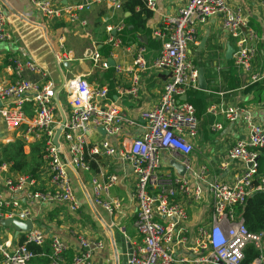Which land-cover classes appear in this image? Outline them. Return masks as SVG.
Listing matches in <instances>:
<instances>
[{
    "label": "built area",
    "instance_id": "obj_1",
    "mask_svg": "<svg viewBox=\"0 0 264 264\" xmlns=\"http://www.w3.org/2000/svg\"><path fill=\"white\" fill-rule=\"evenodd\" d=\"M37 11L41 25L80 23L81 16L95 4H108L117 9L123 0H27ZM154 9V1L146 0ZM264 8V0H260ZM218 16L222 31L233 41L232 61L246 77L244 86L264 80V70L256 66L258 46L264 35L250 24V19L238 5L227 0H183L172 15L165 16L152 34L159 42L156 58L145 59L144 44L126 45L132 52L130 86L115 83L120 95L138 100L140 74L148 68L166 70L158 101L130 116L119 108L109 93L108 84H91L87 74L63 78L59 87L68 100L62 115L54 101L58 83L50 72L30 59L29 52L11 59L13 81L0 73V121L5 140L15 135L24 145L40 143L46 162L47 182L40 184L35 176L17 173L9 163L0 166V219L30 220L31 228L15 234L13 227L0 228V264H32L39 257L45 264H95L93 255L104 248L100 239L78 234L76 248L66 257L69 246L56 234L40 225L34 204L51 207L66 206L76 212L79 205L74 195L72 171L88 172L99 157L117 156L127 164L133 177L132 195L136 212L129 226L136 232L128 234L127 224L119 223L116 230L131 244L127 264H264V230L249 231L244 217L237 212L246 198L255 191H264V177L257 176V160L264 146V113L254 120L242 104L220 105L219 112L228 122L242 119L247 136L236 139L225 149V159L240 166L231 181H223L205 165L194 167L190 159L192 139L199 130V118L194 106L182 97L198 90V66L191 57V46L199 44L198 27L209 18ZM123 23L106 26L105 43L111 49L102 57L95 46L87 47L83 57L102 71L114 59L113 50L124 45L121 41ZM13 41L4 5L0 0V45ZM62 48V42H58ZM60 54H56L59 57ZM62 57V56H61ZM35 72L39 80L24 78L22 71ZM115 72L121 70L118 66ZM214 108V107H212ZM211 108V110H212ZM141 122L140 130H134ZM103 130V134L99 132ZM213 128L220 129L216 123ZM60 129L57 143L53 136ZM139 129V128H138ZM10 142V141H8ZM166 155L185 169L179 175L171 167L168 174L158 176ZM118 176L90 178L91 202L109 214L121 212V199L110 193ZM257 182V183H254ZM151 187L154 189L152 191ZM177 197L195 205L207 204L199 222L189 224L187 209ZM33 244L41 248L34 252ZM258 250L257 256L246 260V250ZM44 264V263H43Z\"/></svg>",
    "mask_w": 264,
    "mask_h": 264
},
{
    "label": "crops",
    "instance_id": "obj_2",
    "mask_svg": "<svg viewBox=\"0 0 264 264\" xmlns=\"http://www.w3.org/2000/svg\"><path fill=\"white\" fill-rule=\"evenodd\" d=\"M1 1L13 34V41L0 45L1 75L7 81H13L14 75L10 68L11 59L16 57V54L23 55L24 52H29L30 59L42 68L47 69L55 78L58 83L57 88L61 84L62 77L67 78L78 74L89 76L96 69L88 58L83 57V52L88 46L84 48L80 46L81 38L85 36L89 40V44L99 48L106 37V26L122 22L123 16L126 15V13L123 14L120 11V6L114 9L108 4H95L81 15L86 21V25L58 22L53 26L56 34H58L56 35L57 44L54 46L52 44L54 41L51 36L52 33L49 32L47 27L38 22L40 20L39 15L31 3L27 0ZM59 1L64 2V0ZM153 1L154 9L151 10V15L146 21L147 36L142 37L144 41H148L145 44L146 52L144 54L147 63L156 58L159 50V42L152 34L155 26L165 16L174 14L177 7L183 2V0ZM227 1L232 5L240 6L249 19L259 26L258 33L261 36L264 35V8L261 6L260 0ZM197 33L199 44L191 46V57L198 66V70L203 71L206 89L200 90L198 88L202 92L201 99L192 96V92H190L193 97V106L200 121L198 134L195 139L191 140L193 150L190 159L194 167L205 165L217 178L219 177L223 181H231L240 169L239 164L230 162L226 168L222 169L219 164L225 159L227 146L236 139L246 137L247 131L241 118L235 122H228L224 114L219 112L218 107L220 105L242 104L250 110L254 120H260L264 113V96L262 98L257 96H262L261 89L264 87V80L260 81L259 84L256 83L255 87L250 88L251 86H244L246 77L236 68L233 75H230L225 59V51L228 44L233 46V41L222 31L218 16L209 18L199 26ZM60 41L63 44L62 48L58 45ZM131 50L126 45L113 50L115 55L111 61L114 62V66H112L114 81H112L110 88L113 91V94L111 93L113 95L112 99L116 105L134 117L137 116L140 109L156 104L162 85L168 75L166 70L148 68L140 74L138 100L131 99L127 95L118 94L115 89L116 81L123 86H130L131 74L125 69L132 62ZM60 53L62 55L57 57L56 54ZM258 54L261 56L260 58L257 57L258 62L256 60V64L258 63L259 68L264 70L262 47L258 46ZM116 66L121 69L119 72H115L114 68ZM22 76L34 81L39 80L37 73L29 72L26 69L22 71ZM56 98L66 109L69 108L63 90L56 91ZM216 123L221 125L220 129L213 128ZM140 128L141 122L134 130H140ZM5 135L6 132L0 121V136L4 138ZM23 149L29 155L30 146L24 145ZM171 161L173 160L164 155L158 176L168 174L172 167L170 165ZM15 172L21 173L16 170ZM111 173L117 174L118 181L112 186L110 193L121 199V212L113 214H109L101 207L92 205V190L89 183L90 178L95 175L105 177ZM35 177L40 184H46L47 173L44 159L40 162ZM132 181L133 177L130 174L129 167L117 156L99 157L96 167L91 168L90 171L79 173L72 171V185L79 205L78 211L70 212L63 205L51 207L47 204L35 203L34 213L48 235L56 234L67 242L69 249L66 257H69L71 250L76 248L78 234H83L90 239H100L104 242V248L96 251L93 255L95 264H127V261H125V243L116 230V225L119 223L127 224L128 234L131 237L136 236V232L129 226V221L136 212V203L132 195ZM151 189L154 191L152 187ZM177 201L187 209L189 224L199 222L207 211L206 203L195 205L179 197H177ZM32 264L43 263L34 259Z\"/></svg>",
    "mask_w": 264,
    "mask_h": 264
},
{
    "label": "trees",
    "instance_id": "obj_3",
    "mask_svg": "<svg viewBox=\"0 0 264 264\" xmlns=\"http://www.w3.org/2000/svg\"><path fill=\"white\" fill-rule=\"evenodd\" d=\"M120 11L126 15L123 16L122 23L124 25L121 31L120 37L124 45L130 44H147L148 41H144L143 36H147L146 21L151 15V10L146 6L144 0H123L120 3ZM250 24L257 29L259 32V26L255 24L253 20L250 19ZM105 40V38H104ZM102 41L100 47L98 48L102 57H107L109 55L111 47ZM262 47V44L259 45ZM228 65V70L230 75H233L235 66L233 65L232 59L226 60ZM92 79L89 78L91 84L102 85L106 82L109 87L110 95L113 94L112 85L113 78V67L110 66L106 70H98ZM259 84V82H257ZM255 84V85H254ZM248 87L253 88L256 86L254 83ZM262 96H257L262 98L264 96V87L261 89ZM112 93V94H111ZM202 92L196 90L192 92V96L201 99L200 96ZM113 96V95H112ZM187 94V100L193 105V97ZM260 155L257 160V176L258 178L264 177V146L259 150ZM29 157L30 159L28 160ZM43 160L42 147L40 143H34L30 145L29 155L24 152L23 143L18 139L14 141L7 142L5 144H0V166L3 163H9L11 169L20 171L23 174H29L35 176V172L38 169L40 162ZM96 167V164H92L91 168ZM257 183V182H254ZM237 212L244 217V223L246 228L251 232H259L264 230V191H255L249 195L244 204L237 208ZM28 248L32 249L34 252H39L41 248L36 245L29 244ZM258 250L248 247L246 250V260L250 261L252 258L257 256ZM38 262L45 263L44 260L37 257L35 258Z\"/></svg>",
    "mask_w": 264,
    "mask_h": 264
},
{
    "label": "water",
    "instance_id": "obj_4",
    "mask_svg": "<svg viewBox=\"0 0 264 264\" xmlns=\"http://www.w3.org/2000/svg\"><path fill=\"white\" fill-rule=\"evenodd\" d=\"M232 53H233V46L228 44L227 45V48H226V51H225V59L226 60H230L232 58ZM109 65L110 66H114V62H112L110 60L109 62ZM63 81V80H62ZM198 88L200 90H205L206 89V85H205V82H204V76H203V71L202 70H199L198 71ZM61 89V87H58L57 88V92ZM56 91H55V95H54V101L62 115V123L64 122V119H65V116L62 112V106L60 104V102L57 100L56 98ZM184 100L187 99L186 96L182 97ZM99 132H101L102 134L104 133L103 130L101 128L98 129ZM59 132H60V129H57V131L55 132L54 136H53V142L55 145H58L57 143V138H58V135H59ZM170 165L176 169L177 173L179 175H183L184 172H185V169L184 167L182 166V164H180L178 161H171L170 162ZM0 225L3 226V227H9V226H12L15 230V234H18L20 232H24V231H27L31 228L32 224H31V221L30 220H24V221H20L16 218H4V219H0ZM124 243H125V254H126V260L125 261H128V259L130 258V254L132 252V247H131V244L128 242V241H125L123 239Z\"/></svg>",
    "mask_w": 264,
    "mask_h": 264
},
{
    "label": "rangeland",
    "instance_id": "obj_5",
    "mask_svg": "<svg viewBox=\"0 0 264 264\" xmlns=\"http://www.w3.org/2000/svg\"><path fill=\"white\" fill-rule=\"evenodd\" d=\"M52 28V30H50V28H48V30H49V32L50 33H52L51 34V36H52V39H54V41L52 42V44L54 45V46H56V44H57V42H56V38H57V36L56 35H58V34H56V30H54L53 29V27H51ZM87 37V36H86ZM88 38V37H87ZM80 46H82L83 48L84 47H92V45L91 44H89V40L88 39H86L85 38V36H84V38H81V41H80ZM260 56L261 55H256V60H257V57L258 58H260ZM257 62H258V60H257ZM85 63H87V62H85ZM256 66L257 67H259V65H258V63L256 64ZM97 70L95 69V71H93L89 76H87L88 77V80H89V78L90 79H92V77L95 75V72H96ZM106 83V82H105ZM15 139H17V137L15 136V135H12V138L11 139H9V140H5L3 137H1L0 136V144H4V143H7L8 141H13V140H15ZM23 146H24V144H23ZM30 146V145H29ZM28 158V160L30 159L29 157H27ZM198 168V167H197Z\"/></svg>",
    "mask_w": 264,
    "mask_h": 264
},
{
    "label": "bare ground",
    "instance_id": "obj_6",
    "mask_svg": "<svg viewBox=\"0 0 264 264\" xmlns=\"http://www.w3.org/2000/svg\"><path fill=\"white\" fill-rule=\"evenodd\" d=\"M110 62V61H109ZM1 219H4V218H1ZM1 226V225H0ZM1 227H3V226H1ZM9 227H12V226H9ZM3 228H6V227H3ZM14 229V228H13ZM15 231V230H14Z\"/></svg>",
    "mask_w": 264,
    "mask_h": 264
}]
</instances>
